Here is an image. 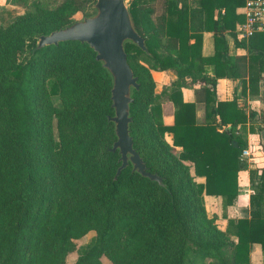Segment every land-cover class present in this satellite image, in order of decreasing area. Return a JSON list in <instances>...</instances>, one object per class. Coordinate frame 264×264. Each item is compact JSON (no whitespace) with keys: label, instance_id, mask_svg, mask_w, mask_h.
<instances>
[{"label":"trees","instance_id":"obj_1","mask_svg":"<svg viewBox=\"0 0 264 264\" xmlns=\"http://www.w3.org/2000/svg\"><path fill=\"white\" fill-rule=\"evenodd\" d=\"M93 1L35 5L0 25V264H67L75 240L89 230L94 240L76 264H101V256L111 264H185L190 252L217 258L213 264H249L253 243L264 250V167L250 170L249 216L229 218L225 231L207 214L203 194L224 196L226 205L236 199L245 126L256 112L245 113L235 97L217 100L216 82L238 79L242 92L248 87L258 93L264 32L251 34L247 45L236 43L247 47L248 57L231 56L224 32L243 22L233 15L243 0H197L193 7L189 0H162L157 20L154 0H129L132 23L147 48L124 44L138 83L129 134L146 170L162 182L130 164L114 179L120 161L110 149L115 135L108 121V71L87 43L36 48L39 35L70 24ZM203 31L213 32L210 56L201 55ZM167 69L177 80L156 93L151 70ZM186 84L193 101L182 100ZM51 94L58 95V106ZM162 97L175 106L170 124L162 120ZM195 102L204 103L203 124L196 122ZM260 128L249 126L248 132ZM175 146L181 147L177 153ZM226 247L229 260L221 255Z\"/></svg>","mask_w":264,"mask_h":264},{"label":"water","instance_id":"obj_2","mask_svg":"<svg viewBox=\"0 0 264 264\" xmlns=\"http://www.w3.org/2000/svg\"><path fill=\"white\" fill-rule=\"evenodd\" d=\"M93 8V14L39 35L36 48L74 40L88 44L95 53V59L101 62L111 77L113 114L108 117V121L113 123L115 140L110 149L118 151L120 161L114 179L130 164L132 171L161 184L160 176L146 170L129 134L132 89H137L138 83L127 62L124 44L131 42L147 52L144 38L135 29L125 0H94ZM259 141L264 150V128L259 131Z\"/></svg>","mask_w":264,"mask_h":264},{"label":"crops","instance_id":"obj_3","mask_svg":"<svg viewBox=\"0 0 264 264\" xmlns=\"http://www.w3.org/2000/svg\"><path fill=\"white\" fill-rule=\"evenodd\" d=\"M3 1L4 3H7L6 0ZM243 1L244 2L242 5L240 4L235 7L233 14L234 16L243 17V6L245 0ZM189 4L192 7L198 6L197 0H189ZM215 13H217V10H215ZM220 13H223V9L220 11ZM240 25L241 22L239 23L236 21L234 30L225 31L224 37L228 45V53L231 56L245 55L246 57H248L249 52L247 47L244 45L236 44L238 42L244 41L247 45L248 37H241L238 30ZM213 52V32L203 31L201 39V55L210 56L213 54ZM205 71L209 75H213L212 66H206ZM151 74L155 81L156 93H160L164 87H171L172 83L177 80L176 73L172 69L162 71L151 70ZM261 75L262 77L258 82L257 94H252L251 92H249L248 87L245 93L242 92V83L238 79L219 77L217 78L216 82L217 100L226 101L235 97L237 99L238 107L244 110L245 113H248L249 110L256 112V115L253 118H248L247 124L245 126L247 136V146L245 149L248 148L250 154L248 156L240 155V159L244 161L245 165L238 171V191L235 201L231 205H226L224 196L203 194V202L207 214L215 218L216 225L223 231H225L227 228V220L229 218L237 219L246 218L249 216L248 199L249 193L251 191L250 170L255 168L260 169L264 167V150L259 141V131L262 128L258 129V131L255 133L248 132L249 126L257 129V127L260 125V127L264 128V71ZM180 91L183 101H193V88H191L188 84L181 86ZM162 100V120L165 124H170L173 121V111L175 110V106L166 97H162ZM195 119L198 124L205 123V110L203 102H195ZM239 129L241 128L239 127ZM166 140L171 143L170 134H166ZM174 150L177 153L181 150V147L175 146ZM194 180L196 182H204V177L194 176ZM262 210H264V207L262 208ZM229 236L232 240L235 241V236ZM254 253L255 258L252 264H264V250H262L260 245L257 243H253L251 245L249 257Z\"/></svg>","mask_w":264,"mask_h":264},{"label":"rangeland","instance_id":"obj_4","mask_svg":"<svg viewBox=\"0 0 264 264\" xmlns=\"http://www.w3.org/2000/svg\"><path fill=\"white\" fill-rule=\"evenodd\" d=\"M128 5L129 0H125ZM57 0H25L22 3L10 4L4 3L3 0H0V25L6 24L11 21L14 16L22 13L24 10H34L35 5L38 6H54ZM154 12L152 17L154 20H157L161 10H162V0H154L153 1ZM94 13L93 2L88 3L84 6L82 11L74 14L73 18L75 20H80L84 16H89ZM51 85V80L48 82V86ZM165 88V87H164ZM51 101L55 106L59 105V97L58 95L51 94ZM95 233L92 230L87 231V233L81 238L75 240V249L69 252L66 257L67 264H76L77 257L82 254L89 244L94 240ZM222 258L225 260H229L231 257V248L226 247L222 250ZM249 263L252 264L255 258V253L250 255ZM101 264H111L110 260L105 256H101L100 258ZM218 261L217 258L206 256L204 258L200 257V254L193 255L191 252L187 256V260L185 264H213Z\"/></svg>","mask_w":264,"mask_h":264},{"label":"built area","instance_id":"obj_5","mask_svg":"<svg viewBox=\"0 0 264 264\" xmlns=\"http://www.w3.org/2000/svg\"><path fill=\"white\" fill-rule=\"evenodd\" d=\"M243 17L238 28L241 37L247 38L255 32H264V0H245ZM249 154L248 148L241 152V156Z\"/></svg>","mask_w":264,"mask_h":264}]
</instances>
